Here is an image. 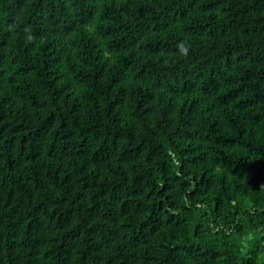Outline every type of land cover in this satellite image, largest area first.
I'll list each match as a JSON object with an SVG mask.
<instances>
[{
    "label": "trees",
    "instance_id": "trees-1",
    "mask_svg": "<svg viewBox=\"0 0 264 264\" xmlns=\"http://www.w3.org/2000/svg\"><path fill=\"white\" fill-rule=\"evenodd\" d=\"M247 229L264 0H0V264H264Z\"/></svg>",
    "mask_w": 264,
    "mask_h": 264
},
{
    "label": "rangeland",
    "instance_id": "rangeland-1",
    "mask_svg": "<svg viewBox=\"0 0 264 264\" xmlns=\"http://www.w3.org/2000/svg\"><path fill=\"white\" fill-rule=\"evenodd\" d=\"M244 202L246 206H248V208H252L251 202L249 200H245ZM248 229L246 232V236L241 241L245 248L244 254H247V251H250V254L253 255L254 252L257 250V260L262 261L264 259V251L258 252L257 244L263 241L262 236L264 235V231L257 232L253 230L249 231Z\"/></svg>",
    "mask_w": 264,
    "mask_h": 264
},
{
    "label": "clouds",
    "instance_id": "clouds-1",
    "mask_svg": "<svg viewBox=\"0 0 264 264\" xmlns=\"http://www.w3.org/2000/svg\"><path fill=\"white\" fill-rule=\"evenodd\" d=\"M181 53L184 55V56H187L188 55V51H189V47L190 46H187L185 45L183 42H181V44L178 46Z\"/></svg>",
    "mask_w": 264,
    "mask_h": 264
}]
</instances>
